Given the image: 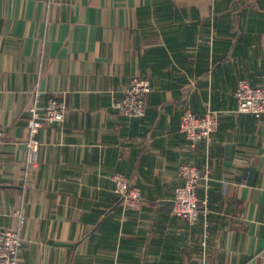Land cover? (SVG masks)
I'll list each match as a JSON object with an SVG mask.
<instances>
[{
	"label": "crops",
	"instance_id": "0c3cea01",
	"mask_svg": "<svg viewBox=\"0 0 264 264\" xmlns=\"http://www.w3.org/2000/svg\"><path fill=\"white\" fill-rule=\"evenodd\" d=\"M240 81L264 86V0H0V228L20 264H264V115L238 111ZM36 89L66 114L31 157ZM185 111L220 114L209 142L190 145ZM187 163L210 170L193 224L172 213Z\"/></svg>",
	"mask_w": 264,
	"mask_h": 264
},
{
	"label": "built area",
	"instance_id": "2783aa9c",
	"mask_svg": "<svg viewBox=\"0 0 264 264\" xmlns=\"http://www.w3.org/2000/svg\"><path fill=\"white\" fill-rule=\"evenodd\" d=\"M150 91V83L145 79H133L124 91L122 101L117 107L128 117H142L145 114L144 95ZM33 102L28 108L26 122L27 150L33 157L39 150L38 134L46 127L64 121L66 105L55 97L44 98L36 89L33 91ZM238 101V111L248 113L257 118L264 115V86H252L246 81H240L235 91ZM220 114L217 111H207L196 115L185 111L180 120V131L192 147L201 141L209 142L219 124ZM5 131L0 127V144L4 141ZM209 169H200L194 164H183L179 168V176L183 184L174 189L172 198V213L192 224L200 214L198 190L203 180L208 179ZM115 192L126 207L140 209L143 198L138 188L133 187L123 175L114 178ZM22 240L15 229L0 228V264H20L19 251Z\"/></svg>",
	"mask_w": 264,
	"mask_h": 264
}]
</instances>
